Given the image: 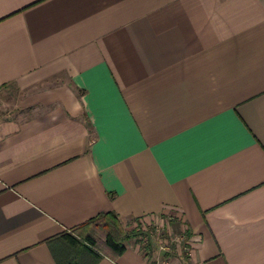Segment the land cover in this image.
<instances>
[{
    "label": "crops",
    "instance_id": "crops-1",
    "mask_svg": "<svg viewBox=\"0 0 264 264\" xmlns=\"http://www.w3.org/2000/svg\"><path fill=\"white\" fill-rule=\"evenodd\" d=\"M13 90L0 264H57L58 237L103 213L187 252L97 264H264V0H0Z\"/></svg>",
    "mask_w": 264,
    "mask_h": 264
},
{
    "label": "trees",
    "instance_id": "trees-1",
    "mask_svg": "<svg viewBox=\"0 0 264 264\" xmlns=\"http://www.w3.org/2000/svg\"><path fill=\"white\" fill-rule=\"evenodd\" d=\"M96 231H102V245L109 252L99 249ZM132 234L123 229L114 213L99 214L85 223L63 232L58 238L65 247L63 255L56 257L57 264H97L104 256L113 258L121 255ZM149 253H146L148 255Z\"/></svg>",
    "mask_w": 264,
    "mask_h": 264
},
{
    "label": "rangeland",
    "instance_id": "rangeland-1",
    "mask_svg": "<svg viewBox=\"0 0 264 264\" xmlns=\"http://www.w3.org/2000/svg\"><path fill=\"white\" fill-rule=\"evenodd\" d=\"M13 92L15 93L14 98L11 95L4 97V99L0 98V110H4L3 113H6L9 108L14 107L16 104L19 94L16 90H13ZM122 226L126 232L132 234L127 243L138 244L141 251L145 253L153 254L155 251H159L164 254H173L178 250L187 252L184 232H179L170 225L168 228H161L153 224L141 223V221L133 222L128 220ZM103 236L102 231H96L99 249L103 254H108L109 252L101 243Z\"/></svg>",
    "mask_w": 264,
    "mask_h": 264
}]
</instances>
